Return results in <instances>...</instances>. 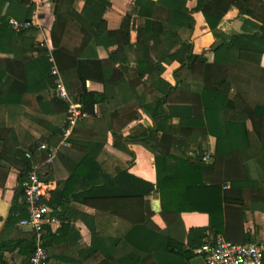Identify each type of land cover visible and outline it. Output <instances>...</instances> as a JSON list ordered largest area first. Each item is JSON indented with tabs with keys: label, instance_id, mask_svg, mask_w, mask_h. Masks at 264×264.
Returning <instances> with one entry per match:
<instances>
[{
	"label": "crops",
	"instance_id": "obj_1",
	"mask_svg": "<svg viewBox=\"0 0 264 264\" xmlns=\"http://www.w3.org/2000/svg\"><path fill=\"white\" fill-rule=\"evenodd\" d=\"M1 1L0 15L8 13L17 19L9 6L11 3L20 4L24 0ZM134 1L73 0L67 8L59 7L53 0H47L40 9V27L12 37V53H0V65L3 68L10 67L13 71L12 74L5 75L0 90L24 92L28 86L30 72L23 62L39 58L44 49L48 51L55 49L51 31L58 13L62 12L66 17L69 16V19L59 47L71 55H79L76 74L69 65H66L67 55H60L59 58L61 65H64V74L56 63L68 98L51 91L41 106L35 94L24 93L21 103L0 104V124H5L0 126V243L5 242L12 248L4 252L8 264H29L26 255L23 254L24 248L21 251L20 248L24 246V239L30 230L19 228L16 222L10 221L12 215L16 218L22 214L21 209L13 211L15 200L17 205L24 207L19 201L21 193L19 194L17 181L22 154L33 158L35 165H41V171L45 176L49 170L42 158L46 150L40 149L39 145L46 143L59 147L57 152L59 156L50 168V175L48 174L50 177L48 181L53 183L52 195L57 189L58 181L65 180L69 176L70 166H73L76 150L72 148L73 144L69 139L73 137L78 139L89 132H94L91 127L83 126V123L93 121V116L87 113L85 116L87 122L82 120V123L75 125L68 137H64L60 131L56 133L53 131L54 128L63 130L68 126L70 104H75L73 99L80 90L79 78L85 79L88 91L104 93L107 90L108 112L104 116L108 122L107 144L99 157L104 159L105 166L110 172L116 174L119 163L127 167L132 166L120 155L124 150L121 144L114 143V136L133 137L154 126L153 120L145 111L147 105L153 103L147 102L148 94L145 92L144 82L140 84L136 81L126 82L124 86L127 89L122 92L115 84L106 87L103 80V63L94 55L99 49L96 47L93 34L100 19L105 20L108 30L114 31L120 29L124 17L131 14L133 21L136 20L135 26L132 21L131 42H136V29L142 24L143 19L137 14L138 9ZM204 3L205 0H188L187 6L193 23L187 36L193 43L195 54L205 53L212 59L215 51L209 53L207 49L217 39L203 15ZM27 7L32 18V12L36 7L33 0H29ZM160 10L158 9L159 13ZM248 18L247 15L239 14L236 8H231L222 16L219 29L227 34L251 32L255 26ZM117 48V45L109 46L108 53L115 52ZM128 53L130 57L135 58L134 51L129 47ZM22 60L24 61L20 62ZM131 64L136 66L134 60ZM179 66L178 62L166 65L162 78L174 85L173 73ZM116 67H119V64ZM257 85L260 86L259 83ZM93 109L96 115L100 114L99 105H95ZM236 117L240 118L241 115ZM179 122V117L169 118L165 123L166 128ZM31 146H34L35 150H31ZM184 150H188V147L186 146ZM216 151L217 138L211 135L207 136L202 152V156L209 153L208 160H203L202 157L201 161L198 152L189 151L194 163L203 166L198 172L192 169L189 162L177 161L176 157L181 155V148L172 147L171 158L159 161L158 177L163 192L155 186V191L150 196L145 195L137 201L126 199L123 202H114L107 211L75 200L67 203L63 210L61 207L52 206L53 214L58 216L57 213L62 212L64 221L60 219V224L51 228L56 240L48 244L50 259L47 264H101L105 260L114 264L119 259H124L123 264H130V256L134 250L140 257V264H157V255H149L141 248L149 246L148 242L151 247H159V256H162L164 253L162 250L169 241H175L184 249H188L202 242L207 235L225 237L226 232L235 240L233 242H255L264 248V192L258 195L244 188L241 206L223 203V191L228 189L231 183L225 175V161L216 157ZM146 163L155 167L154 156H147ZM139 167L144 168L145 164H140ZM139 184L140 188H145L141 182ZM120 186L124 189L132 187V180L124 179ZM149 206L150 210L155 212L150 223ZM23 215L22 217L28 215L26 209ZM135 243H138L140 248H136ZM160 260L161 257L159 262Z\"/></svg>",
	"mask_w": 264,
	"mask_h": 264
},
{
	"label": "trees",
	"instance_id": "obj_2",
	"mask_svg": "<svg viewBox=\"0 0 264 264\" xmlns=\"http://www.w3.org/2000/svg\"><path fill=\"white\" fill-rule=\"evenodd\" d=\"M53 1L59 7H67L73 2ZM28 2L29 0H24L20 4L11 3L9 6L17 19H31ZM187 2L188 0H135L137 14L143 19L142 24L136 29L135 43L131 42L133 21L131 14H127L121 28L114 31L108 30L105 20L100 19L93 34L96 47L99 49L94 55L103 63L105 86L115 84L122 92L127 89L124 86L126 82L136 81L137 84L144 82L145 92L148 94L147 102L153 103L148 104L145 111L153 120L154 126L133 137L114 136V143L121 144L124 150L120 155L132 166L127 167L119 163L116 174L110 172L105 166L104 159L99 157L107 144L108 122L104 117L108 112L107 90L104 93L88 91L85 79L79 78L80 90L73 100L77 108L93 116V121L83 123V126L91 127L94 132H89L78 139L74 137L69 139L73 144L72 148L76 150L73 166H70L69 176L63 181H58L57 189L48 201L50 206L61 207L63 210L67 203L75 200L107 211L114 202H123L126 199L137 201L145 195L150 196L155 191V186L163 192L158 177L159 161L170 159V150L172 147H178L181 148V155L176 157V160L182 163L189 162L193 170L201 171L203 166L194 163L189 151L198 152V158L202 161L203 146L208 135L217 138L216 157L225 161V175L231 183L230 187L223 191L222 202L229 206H241L244 188L258 195L264 192V0H205L202 12L206 22L214 37L225 41L214 52L212 59L205 53L193 52V43L188 39L193 19L189 15ZM231 8H236L239 14L249 16L248 21L255 29L251 32L232 34L220 30L222 16ZM158 9H161L160 13ZM11 18L12 15L8 13L0 15L2 54H11L12 37L25 33H17L11 29L9 24ZM68 19L69 16L66 17L62 12L58 13L51 31L55 47L52 53L63 74L64 65L62 66L59 61L60 55H67L66 65H69L76 74L79 55H71L59 47ZM112 45H117L118 48L115 52L108 53V48ZM128 47L134 51L135 58L129 56ZM48 52L44 49L39 58L30 62L20 61L30 72L28 86L24 92L0 90V104L21 103L24 93L35 94L41 106L46 102L50 92L56 87L57 80V76L51 72L53 63ZM230 54L235 56L233 60ZM133 60L136 66L131 64ZM173 62L180 64L173 73L174 85L161 76L166 65ZM117 64L119 67H116ZM7 73L12 74V69L0 65V85ZM95 105L100 107L99 115L95 114L93 109ZM231 110L240 111L241 117L226 119V113ZM173 117H179L180 122L166 128V120ZM82 120L88 119L83 117L76 125ZM53 131L64 134V129L54 128ZM186 146L188 150H184ZM31 150H35V147L31 146ZM44 153L42 158L45 160L47 151ZM149 155L154 156L155 167L146 163ZM58 156L57 154L52 164L47 166L49 169L47 175L41 174L43 180L50 179V168ZM35 163L33 158L22 154L17 180L19 194L23 193V184ZM140 164H145V167L140 168ZM124 179L132 180V187L124 189L120 186ZM139 182L145 188H140ZM118 185L120 188H116ZM148 208L150 223L155 212L150 210V206ZM16 209H21L22 214L16 218L12 215L10 221L13 223H17L18 219L24 216L25 206L20 207L15 200L13 211ZM57 214L59 219L64 221L62 212ZM152 233L154 235V232ZM44 236L49 252L48 244L56 240L55 233L47 226ZM225 237L235 241L228 232L225 233ZM148 245L141 248L149 255L156 254L157 264H191L195 257L193 248L184 249L175 241H169L168 245L161 249L164 251L162 256H159V247H151L149 242ZM135 247L140 248L138 243H135ZM23 248V254L30 263L29 259L35 249L33 232L27 234L20 251ZM10 249L12 250L7 243H0V264H8L4 252ZM138 256L134 250L130 256V264H140ZM158 256L161 257L160 262ZM123 263L124 259H119L114 264ZM101 264L112 263L105 260Z\"/></svg>",
	"mask_w": 264,
	"mask_h": 264
},
{
	"label": "built area",
	"instance_id": "obj_3",
	"mask_svg": "<svg viewBox=\"0 0 264 264\" xmlns=\"http://www.w3.org/2000/svg\"><path fill=\"white\" fill-rule=\"evenodd\" d=\"M36 5L30 20H19L12 18L9 21L10 27L15 32H28L40 27V9L47 3V0H33ZM48 56L53 66L51 72L57 76L54 92L61 97L68 98V93L63 85L60 71L54 61L52 50ZM70 116L68 126L64 129V137H68L77 121L86 116V113L71 103L69 108ZM40 149L47 151L44 164L50 165L57 155L58 146H49L46 143L39 145ZM210 158L209 153L203 154V160ZM41 165H34L24 182V191L19 201L25 206L27 216L18 219L19 228L28 229L35 234V249L31 255L29 264H47L50 259L45 244L46 227L55 228L60 224L59 217L53 214L52 206L48 204L53 189V183L42 179ZM195 256L203 257L206 264H264V248L255 242L236 243L228 240L223 235H207L202 243L193 248Z\"/></svg>",
	"mask_w": 264,
	"mask_h": 264
},
{
	"label": "water",
	"instance_id": "obj_4",
	"mask_svg": "<svg viewBox=\"0 0 264 264\" xmlns=\"http://www.w3.org/2000/svg\"><path fill=\"white\" fill-rule=\"evenodd\" d=\"M136 20L133 21V26H135ZM224 40L223 39H217L215 41V43L209 48L207 49V51L210 52H214L217 49H219L223 44H224ZM191 264H206L203 257L201 256H195L192 260H191Z\"/></svg>",
	"mask_w": 264,
	"mask_h": 264
},
{
	"label": "rangeland",
	"instance_id": "obj_5",
	"mask_svg": "<svg viewBox=\"0 0 264 264\" xmlns=\"http://www.w3.org/2000/svg\"><path fill=\"white\" fill-rule=\"evenodd\" d=\"M229 56H231V54L229 55ZM231 57H233L232 58V60L234 59V57L235 56H231ZM241 114L240 113H237L236 111H228L227 113H226V118H228V119H231V118H233V117H236V116H240ZM194 251V250H193Z\"/></svg>",
	"mask_w": 264,
	"mask_h": 264
}]
</instances>
